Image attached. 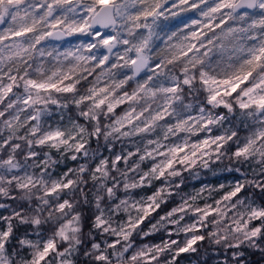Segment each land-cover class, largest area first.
Masks as SVG:
<instances>
[{"label": "clouds", "instance_id": "clouds-1", "mask_svg": "<svg viewBox=\"0 0 264 264\" xmlns=\"http://www.w3.org/2000/svg\"><path fill=\"white\" fill-rule=\"evenodd\" d=\"M0 264H264V0H0Z\"/></svg>", "mask_w": 264, "mask_h": 264}, {"label": "snow or ice", "instance_id": "snow-or-ice-1", "mask_svg": "<svg viewBox=\"0 0 264 264\" xmlns=\"http://www.w3.org/2000/svg\"><path fill=\"white\" fill-rule=\"evenodd\" d=\"M102 2H104V0H102Z\"/></svg>", "mask_w": 264, "mask_h": 264}]
</instances>
